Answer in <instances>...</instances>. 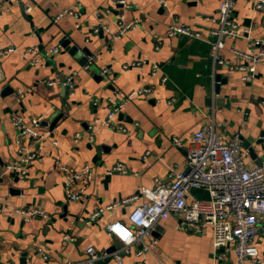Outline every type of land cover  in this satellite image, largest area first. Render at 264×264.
<instances>
[{
  "label": "crops",
  "instance_id": "1",
  "mask_svg": "<svg viewBox=\"0 0 264 264\" xmlns=\"http://www.w3.org/2000/svg\"><path fill=\"white\" fill-rule=\"evenodd\" d=\"M221 1L7 0L0 7V50L17 48L0 54V159L7 165L17 161L20 137L11 120L14 114L40 117L49 124L60 116L53 129L42 124L51 136L25 175L1 172L0 204L7 211L0 212V264H119L113 257L88 262L86 249H118L121 244L108 234L106 224L129 222L128 214L141 198L87 223L96 208L129 197L141 186H154L156 178L169 180L172 168L185 170L193 134L212 120L221 123L226 134L240 132L255 144L264 127V65L249 81L242 79L241 71L217 65L216 76L222 79L213 84L210 41L221 27ZM65 10L70 11L58 18ZM121 16L138 23L114 38L106 28L116 32ZM232 17L241 32L225 39L222 54L228 58H233L231 46L246 49L252 40L264 38V7L236 0ZM172 24L188 26L202 38L169 36ZM100 26L105 28L102 35ZM64 40L77 46L76 53L63 46L38 66L23 55L28 47L37 46L41 54ZM85 49L97 56L89 69L82 61ZM73 72L76 85L71 89L63 82ZM143 86L152 88L151 93L128 101L110 126L94 125L107 118L112 102ZM117 90L122 95L115 96ZM32 141L21 136L26 145ZM255 146L264 156V144ZM246 160L258 165L249 154ZM118 162L128 171L108 172ZM63 164H88L95 172L83 183L84 195L78 200L68 197ZM16 207L41 209L47 217L9 211ZM263 227L264 221L252 248L264 259ZM66 233L74 240L65 239ZM152 237L149 251L137 256L139 244H133L129 253H122L121 264L141 259L149 264H235L233 251L221 259L223 250L214 249L211 227L203 233L181 228L176 215L160 220Z\"/></svg>",
  "mask_w": 264,
  "mask_h": 264
},
{
  "label": "built area",
  "instance_id": "2",
  "mask_svg": "<svg viewBox=\"0 0 264 264\" xmlns=\"http://www.w3.org/2000/svg\"><path fill=\"white\" fill-rule=\"evenodd\" d=\"M7 0H0V7ZM255 9L264 7V0H247ZM125 3V0H120ZM236 0H222L219 7L218 21L221 27L213 32L215 38L210 41L211 56L213 61V84L219 81L216 76L217 65H227L231 69L242 72L244 81L252 80L258 71L259 65H264V38L252 40L246 49L236 46L230 47L233 58L222 54L226 48L225 39L237 38L241 28L232 17V9ZM27 10L32 6L27 5ZM65 10L58 15L60 18ZM137 21H125L120 17L118 30L107 32L114 38H119L134 28ZM169 36L182 35L193 38H202L200 32L192 28L172 24L169 28ZM63 49L62 44L54 45L43 50L41 54L37 46H31L23 50V55L34 65H43L53 54H58ZM15 46H9L0 50V54L16 51ZM97 56H89L84 68L89 69ZM107 70H104L106 72ZM76 72L70 73L64 80L68 88H75ZM166 80V78H163ZM50 84L57 83L50 80ZM152 88L139 87L123 96L119 101L112 102L106 119H97L95 126H110L116 113L122 110L128 101L135 96L151 93ZM23 96L22 90H19ZM122 95L121 90L115 92V96ZM12 123L19 131V149L17 161L7 165V170H13L18 175H25L27 166L35 159L43 146V141L51 136V132L42 127V118H24L21 114L12 116ZM221 123L212 120L193 134V142L188 151L186 169L172 168L169 180L156 178L154 186H141L137 193L122 200L99 206L87 223L101 216L105 212H113L121 206L141 198L128 214L129 222L111 220L107 222L106 229L110 236L115 237L121 246L114 252L99 251L94 246H88L86 252L89 255L88 262H96L108 257H113L117 263L123 262L122 253H129L130 246L139 244L137 256L144 255L154 243L153 233L156 224L171 215L180 218L181 228H190L197 232H206L212 228L213 247L222 249L220 258H225L231 251L235 254V264H264V259L256 254L252 248L254 238L258 235L264 221V166L250 165L246 156L248 151L243 148V136L240 132L226 134L221 130ZM121 129H124L121 127ZM32 138V144L21 142V136ZM79 136V134H77ZM57 144V139L52 140ZM178 146H182L179 139H175ZM64 184L68 197L78 200L84 195L85 181L92 180L95 175L93 169L84 164L80 168L63 164ZM120 171L126 173L128 168L121 162L110 168L108 172ZM192 188L206 189L208 198L198 197L192 193ZM200 194L202 192L200 191ZM6 206L0 204V212H6ZM11 213L30 217L47 214L41 209L12 208ZM264 230V227H263ZM65 239L74 240L71 234L66 233ZM47 258V256H45ZM55 264H71L70 262H57ZM136 264H149L146 259L137 261Z\"/></svg>",
  "mask_w": 264,
  "mask_h": 264
},
{
  "label": "water",
  "instance_id": "3",
  "mask_svg": "<svg viewBox=\"0 0 264 264\" xmlns=\"http://www.w3.org/2000/svg\"><path fill=\"white\" fill-rule=\"evenodd\" d=\"M104 29L105 28L103 26H100L98 29V33L100 35L104 34ZM62 44L66 48L69 47L72 53H76V51L78 49L77 46H71L69 40H64V42H62ZM92 55L93 54L89 50L85 49V53L83 54V57H82L83 63L84 64L87 63L89 56H92ZM222 66H223L222 64H219V68ZM0 71H1V68H0ZM2 77L3 76L0 77V80L2 79ZM217 79L218 80L222 79L220 74L217 75ZM8 89H10V86H7V88H5L4 91H8ZM2 94H5V92H2ZM59 117L60 116H57L56 118H54L50 124H49L48 120H43L42 124L44 123L45 125L50 126L49 127L50 129H53V127H54L55 123L57 122V120L59 119ZM263 144H264V127L261 129V131L259 133V137L255 140V144H252V142L249 140L248 137L243 139V144H242L243 148L248 151L250 157L253 160H255L258 165L264 164V156L258 155V152H257L255 145H263ZM5 169L7 171V164L2 159H0V175H1L2 170H5ZM191 191L193 194L197 195L198 197H202V198H208L209 197V192L206 189L200 190L197 188H192ZM200 191L202 192V194H200ZM114 249H115V247L112 248V250H114Z\"/></svg>",
  "mask_w": 264,
  "mask_h": 264
}]
</instances>
